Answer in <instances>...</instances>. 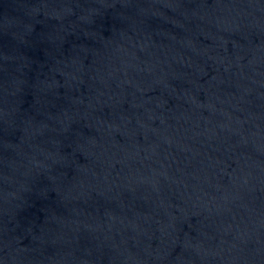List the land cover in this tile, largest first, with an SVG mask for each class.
Wrapping results in <instances>:
<instances>
[{"label": "water", "instance_id": "95a60500", "mask_svg": "<svg viewBox=\"0 0 264 264\" xmlns=\"http://www.w3.org/2000/svg\"><path fill=\"white\" fill-rule=\"evenodd\" d=\"M0 264H264V0H0Z\"/></svg>", "mask_w": 264, "mask_h": 264}]
</instances>
